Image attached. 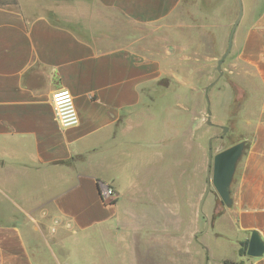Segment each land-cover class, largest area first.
Instances as JSON below:
<instances>
[{"label": "crops", "instance_id": "0c3cea01", "mask_svg": "<svg viewBox=\"0 0 264 264\" xmlns=\"http://www.w3.org/2000/svg\"><path fill=\"white\" fill-rule=\"evenodd\" d=\"M181 1L0 5V264H264L239 252L252 230L264 239V0L233 38L250 95L238 116L252 137L221 209L198 187V129L189 200L188 137L144 127L154 118L145 88L157 79L141 43ZM60 88L74 95L78 126L56 120Z\"/></svg>", "mask_w": 264, "mask_h": 264}, {"label": "rangeland", "instance_id": "374dc122", "mask_svg": "<svg viewBox=\"0 0 264 264\" xmlns=\"http://www.w3.org/2000/svg\"><path fill=\"white\" fill-rule=\"evenodd\" d=\"M242 1L245 13H250L257 2ZM0 2L15 7L18 0ZM238 11V0H182L170 16L157 22L155 37L141 43L156 62L157 79L155 85L145 88L149 97L143 104L146 109L149 107L154 120H146L144 127L180 129L181 141L188 137L189 200L191 193L196 192L197 184L195 129H198L199 141V190L202 184L205 188L208 185L209 141L212 140L213 154H216L244 140L245 150L238 161V169L250 143L245 138L252 137L251 120L238 116L248 106L245 100L250 95L237 79L233 49L222 64V73L217 69L218 61L228 47ZM211 83L214 84L209 89V115L205 90ZM224 126L228 127L227 132ZM209 189L216 193L218 208L227 207L215 187L211 185Z\"/></svg>", "mask_w": 264, "mask_h": 264}, {"label": "water", "instance_id": "95a60500", "mask_svg": "<svg viewBox=\"0 0 264 264\" xmlns=\"http://www.w3.org/2000/svg\"><path fill=\"white\" fill-rule=\"evenodd\" d=\"M238 16L235 23L231 29L228 39V47L222 57L218 61L217 69L222 73V64L226 57L231 52L233 47V38L235 31L243 17L244 5L242 0H238ZM214 83L209 84L205 90V96L208 103V114H211V100L209 97V89ZM211 124V122L209 121ZM224 131H228V127H223ZM246 142L244 140L237 142L216 154H213L212 150V140L209 141V175H208V188L213 185L219 194L222 201L230 206L233 203V198L231 196V184L237 169V164L242 157L245 150ZM212 173V177H211ZM208 191V190H207ZM246 254L250 257H261L264 255V239L260 232L256 229L252 230L251 236L248 241V248Z\"/></svg>", "mask_w": 264, "mask_h": 264}, {"label": "built area", "instance_id": "2783aa9c", "mask_svg": "<svg viewBox=\"0 0 264 264\" xmlns=\"http://www.w3.org/2000/svg\"><path fill=\"white\" fill-rule=\"evenodd\" d=\"M55 117L59 125L66 129L78 126L81 122L73 93L66 88L54 91L52 95ZM100 194L104 201L112 202L116 199V191L109 184L100 185Z\"/></svg>", "mask_w": 264, "mask_h": 264}, {"label": "trees", "instance_id": "16d2710c", "mask_svg": "<svg viewBox=\"0 0 264 264\" xmlns=\"http://www.w3.org/2000/svg\"><path fill=\"white\" fill-rule=\"evenodd\" d=\"M0 5H4V3L0 2ZM113 202V201H112ZM247 248H248V241H246L243 245V247H241L240 249V254L241 255H246L247 252ZM225 264H238L236 261H231V260H225Z\"/></svg>", "mask_w": 264, "mask_h": 264}]
</instances>
